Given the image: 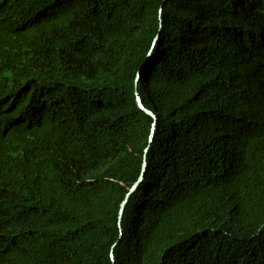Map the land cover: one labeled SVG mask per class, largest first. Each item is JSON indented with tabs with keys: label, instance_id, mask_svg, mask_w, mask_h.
<instances>
[{
	"label": "trees",
	"instance_id": "obj_1",
	"mask_svg": "<svg viewBox=\"0 0 264 264\" xmlns=\"http://www.w3.org/2000/svg\"><path fill=\"white\" fill-rule=\"evenodd\" d=\"M0 264H264V0H0Z\"/></svg>",
	"mask_w": 264,
	"mask_h": 264
},
{
	"label": "water",
	"instance_id": "obj_2",
	"mask_svg": "<svg viewBox=\"0 0 264 264\" xmlns=\"http://www.w3.org/2000/svg\"><path fill=\"white\" fill-rule=\"evenodd\" d=\"M139 103H140V107H141V109L143 108L144 109V105H143V103L141 102V100H139ZM148 112V111H147ZM148 113H150V112H148ZM151 114V113H150ZM152 115V114H151ZM136 188V187H135ZM126 207V202H124V204H123V208H122V215H123V213H124V208Z\"/></svg>",
	"mask_w": 264,
	"mask_h": 264
}]
</instances>
